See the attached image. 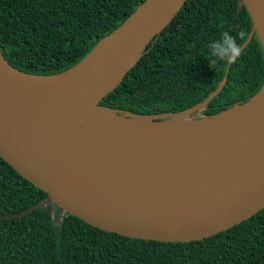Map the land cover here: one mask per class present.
Returning a JSON list of instances; mask_svg holds the SVG:
<instances>
[{
    "label": "trees",
    "instance_id": "obj_1",
    "mask_svg": "<svg viewBox=\"0 0 264 264\" xmlns=\"http://www.w3.org/2000/svg\"><path fill=\"white\" fill-rule=\"evenodd\" d=\"M145 0H0V52L14 68L51 76L81 62ZM241 0H186L99 106L154 117L219 115L244 104L264 84V50ZM241 55L226 64L208 57L225 32ZM162 122L164 119H154ZM47 194L0 158V215L36 206ZM51 201L19 218H0V264H264V208L212 237L165 243L94 228Z\"/></svg>",
    "mask_w": 264,
    "mask_h": 264
},
{
    "label": "water",
    "instance_id": "obj_2",
    "mask_svg": "<svg viewBox=\"0 0 264 264\" xmlns=\"http://www.w3.org/2000/svg\"><path fill=\"white\" fill-rule=\"evenodd\" d=\"M186 0H145L111 35L117 33L144 6L147 15L130 39L115 52L103 72L99 93L93 102L97 107L116 115L135 118H166L177 114L154 117L99 106L101 99L112 92L137 63L151 41L175 17ZM252 21L253 31L264 50V0H241ZM170 16L165 18L166 15ZM102 39L81 62L71 69L51 76L22 72L11 66L0 52V158L18 175L47 194L32 208L0 218H19L51 201L65 213L105 232L124 237L165 243H187L212 237L253 217L264 208V141L256 158L239 178L210 194L192 192L183 198L164 189L154 188L150 196L139 186H128L131 175H112L97 157L78 145L90 141L85 135L76 139L74 131H83L69 120V100L62 86L52 80L67 74L82 64L107 38ZM204 103L178 114L189 116L203 109L219 91ZM264 89L244 104L216 116L189 119L202 122L213 119L236 107L249 104Z\"/></svg>",
    "mask_w": 264,
    "mask_h": 264
},
{
    "label": "bare ground",
    "instance_id": "obj_3",
    "mask_svg": "<svg viewBox=\"0 0 264 264\" xmlns=\"http://www.w3.org/2000/svg\"><path fill=\"white\" fill-rule=\"evenodd\" d=\"M148 11L143 6L87 60L52 82L62 86L69 100V120L77 127L84 125L83 131H74L76 139L85 135L90 139L79 148L94 149L91 158L97 157L110 174L131 175L130 189L140 182L139 188L150 196L156 194L152 185L179 198L192 192L210 194L239 178L259 153L264 141V89L249 104L196 125L186 113L157 124L148 118L125 120L97 107L93 100L103 72Z\"/></svg>",
    "mask_w": 264,
    "mask_h": 264
},
{
    "label": "clouds",
    "instance_id": "obj_4",
    "mask_svg": "<svg viewBox=\"0 0 264 264\" xmlns=\"http://www.w3.org/2000/svg\"><path fill=\"white\" fill-rule=\"evenodd\" d=\"M245 35L246 34L243 31L238 32L236 36H232L228 32L223 33L219 40L213 41L207 45L208 57L213 60L218 57L226 64H234L238 62L241 55V49L236 43V40L238 38L243 39Z\"/></svg>",
    "mask_w": 264,
    "mask_h": 264
},
{
    "label": "rangeland",
    "instance_id": "obj_5",
    "mask_svg": "<svg viewBox=\"0 0 264 264\" xmlns=\"http://www.w3.org/2000/svg\"><path fill=\"white\" fill-rule=\"evenodd\" d=\"M113 115H116V114H114L113 113ZM117 117H119V118H123V119H125V120H134V119H136L135 117H129V116H124V115H116ZM187 116V118L189 119V114H187L186 115ZM191 119H193L192 117H190ZM149 120L152 122V123H154V121H153V119H151V118H149ZM164 120H166V118H164ZM168 120V119H167ZM190 120V119H189ZM191 123L193 124L194 123V125H196L197 124V122H192L191 121ZM187 124V123H186ZM189 124V123H188ZM195 165V164H194ZM53 209H54V211H53V214L56 216L55 218H58V217H62V212H61V209L59 208V207H57L56 205H53Z\"/></svg>",
    "mask_w": 264,
    "mask_h": 264
}]
</instances>
